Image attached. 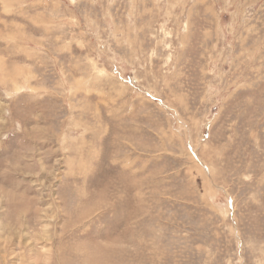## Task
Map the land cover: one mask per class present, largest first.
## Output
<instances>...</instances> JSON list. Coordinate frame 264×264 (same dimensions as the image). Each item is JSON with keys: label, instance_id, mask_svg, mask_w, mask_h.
<instances>
[{"label": "rangeland", "instance_id": "obj_1", "mask_svg": "<svg viewBox=\"0 0 264 264\" xmlns=\"http://www.w3.org/2000/svg\"><path fill=\"white\" fill-rule=\"evenodd\" d=\"M0 264H264V0H0Z\"/></svg>", "mask_w": 264, "mask_h": 264}]
</instances>
